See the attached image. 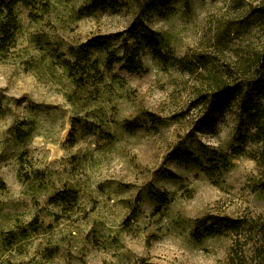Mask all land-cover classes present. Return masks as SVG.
<instances>
[{"label":"rangeland","instance_id":"1","mask_svg":"<svg viewBox=\"0 0 264 264\" xmlns=\"http://www.w3.org/2000/svg\"><path fill=\"white\" fill-rule=\"evenodd\" d=\"M152 1L16 6L0 50V264H264V139L239 105L263 81L264 0ZM142 10L170 64L146 51L128 74L95 53L97 70L66 69L94 37L121 54ZM217 87L242 95L211 108ZM215 217L242 229L199 235Z\"/></svg>","mask_w":264,"mask_h":264},{"label":"trees","instance_id":"2","mask_svg":"<svg viewBox=\"0 0 264 264\" xmlns=\"http://www.w3.org/2000/svg\"><path fill=\"white\" fill-rule=\"evenodd\" d=\"M169 1L172 0H153L152 5H154L153 7L163 6ZM100 2L101 0H92L91 7H98ZM18 3L29 6L31 0H0V50H4L9 42H14L15 33L18 28V19L15 12ZM142 13L143 10L136 19L139 25L138 27L142 30L132 36V42L126 38L121 41V54L116 55L110 52L108 50L110 45L106 42L105 38L101 36L94 37L76 48L69 50L71 58L65 62L66 69L70 70V68H73L81 75L82 73L80 70L86 74H88L87 71L89 69L97 70L98 61L91 60V56L95 53H103L106 55L105 64L107 69H110L114 64H119L121 69L128 74H137L142 71V58L146 51L160 63L165 65L170 64L171 57L161 51V40L154 31L144 25ZM262 70L263 81L260 84L256 82L254 86H251L252 91L257 93L258 98L254 100L247 94L244 96L246 99L242 100L239 104L242 116L245 118L251 136L253 137V143H259L264 139V104L259 100L261 97H264V63L262 65ZM230 95L239 96L242 95V92L241 90L235 92L234 89L229 90L225 87H217L212 93L211 108H215L217 103L223 101ZM210 117H213V113L210 114ZM202 152L207 153L206 150H202ZM178 156L179 159H183L182 161L199 163V166L203 165L199 158L190 155L188 157H185V155ZM219 161L220 159L218 162ZM58 199L66 201L64 193L56 196L54 201ZM211 221L212 224L203 225L199 228V235L214 236L222 231L236 233L242 229V222L227 217H215L211 218Z\"/></svg>","mask_w":264,"mask_h":264}]
</instances>
